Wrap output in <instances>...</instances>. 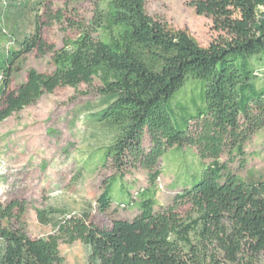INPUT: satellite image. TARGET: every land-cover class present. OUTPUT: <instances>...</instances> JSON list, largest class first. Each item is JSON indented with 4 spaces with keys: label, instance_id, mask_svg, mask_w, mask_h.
Masks as SVG:
<instances>
[{
    "label": "trees",
    "instance_id": "obj_1",
    "mask_svg": "<svg viewBox=\"0 0 264 264\" xmlns=\"http://www.w3.org/2000/svg\"><path fill=\"white\" fill-rule=\"evenodd\" d=\"M192 4L221 33L207 46L187 30L151 17L147 0H102L90 22L78 24L79 36L54 51V71L31 69L16 89L13 75L20 60L54 47L44 41L38 17L22 38L0 28L5 39L12 38L11 46L0 48V124L45 94L91 85L97 78L107 105L92 118L114 132L103 162L110 156L120 164L133 156L148 170L150 183L137 194L139 214L113 219L106 228L92 222L89 208L70 216L58 208L39 209L38 220L53 233L38 238L12 224L23 215V205L0 200V264H66L61 241L87 245V264H259L264 179L244 180L221 156L244 157L246 143L264 130V0ZM190 78L206 82V107L196 102V109L183 115L175 99ZM174 115L186 129L177 127ZM185 145L196 147L202 162L209 161L203 163V177L156 210L159 162L167 150ZM114 182L96 200L101 213L114 202Z\"/></svg>",
    "mask_w": 264,
    "mask_h": 264
},
{
    "label": "rangeland",
    "instance_id": "obj_2",
    "mask_svg": "<svg viewBox=\"0 0 264 264\" xmlns=\"http://www.w3.org/2000/svg\"><path fill=\"white\" fill-rule=\"evenodd\" d=\"M192 3L193 0H147L146 10L154 19L174 29L187 30L207 46L221 33L214 28L212 18L197 13ZM98 4L102 0H0V28L22 38L33 31L38 17L44 41L54 47L44 55L34 51L20 60L12 88L23 84L31 69L51 74L55 69L54 51L61 49L66 39L79 36L78 24L87 25ZM10 40V36L5 39L0 33V48L11 46ZM100 88L97 78L93 84H81L77 89L60 87L0 124V200L23 205V215L12 224L30 238L53 233L51 226L38 220L39 209L58 208L70 216L89 208L92 222L100 228L110 227L113 219L132 220L139 214L135 202L137 194L150 186L149 172L130 155L120 164L110 156L103 162L114 132L92 118L107 105ZM205 89L204 80L188 79L175 99V103L181 101L179 112L188 115L196 109V102L198 108L206 107ZM174 119L178 128L186 129L177 115ZM143 146L146 150L151 146L149 136ZM245 152L241 158L224 153L221 161L228 162L231 171L246 181L264 179V130L250 138ZM208 162H202L193 146L167 150L159 162L162 174L155 185V209L170 204L177 193L199 182L203 163ZM113 178L114 202L106 213H101L96 200ZM124 203L130 206L122 208ZM187 211V207L183 208L182 214ZM59 248L66 264H87L89 247L81 241H61ZM259 264H264V255Z\"/></svg>",
    "mask_w": 264,
    "mask_h": 264
}]
</instances>
